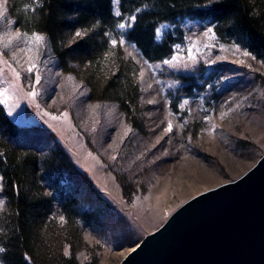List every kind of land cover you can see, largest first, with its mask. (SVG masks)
I'll use <instances>...</instances> for the list:
<instances>
[{"label":"rangeland","instance_id":"374dc122","mask_svg":"<svg viewBox=\"0 0 264 264\" xmlns=\"http://www.w3.org/2000/svg\"><path fill=\"white\" fill-rule=\"evenodd\" d=\"M113 10L119 14L118 0ZM0 13V91L7 89L0 100L7 115L51 134L101 198L90 196L104 211L80 225L78 264H118L179 205L237 179L264 154V59L220 39L210 19L159 24L158 41L183 30L160 61L146 60L121 38L124 55L139 69L133 125L116 101L93 99L81 78L61 68L46 35L16 25L9 0H0ZM0 201L1 211V175Z\"/></svg>","mask_w":264,"mask_h":264},{"label":"trees","instance_id":"16d2710c","mask_svg":"<svg viewBox=\"0 0 264 264\" xmlns=\"http://www.w3.org/2000/svg\"><path fill=\"white\" fill-rule=\"evenodd\" d=\"M118 8L117 15L113 0H9L16 25L46 35L61 68L81 78L93 99L116 101L133 125L139 69L124 55L122 37L146 60L160 61L174 52L183 30L176 27L158 41L159 24L183 17L210 19L220 39L264 59L260 0H118ZM122 23L126 27H118ZM177 99L171 97L174 110ZM48 134L17 124L0 103L1 264H78L80 225L97 221L104 211L90 199L101 201L89 180Z\"/></svg>","mask_w":264,"mask_h":264},{"label":"water","instance_id":"95a60500","mask_svg":"<svg viewBox=\"0 0 264 264\" xmlns=\"http://www.w3.org/2000/svg\"><path fill=\"white\" fill-rule=\"evenodd\" d=\"M118 264H264V154L179 205Z\"/></svg>","mask_w":264,"mask_h":264},{"label":"snow or ice","instance_id":"6c2138e0","mask_svg":"<svg viewBox=\"0 0 264 264\" xmlns=\"http://www.w3.org/2000/svg\"><path fill=\"white\" fill-rule=\"evenodd\" d=\"M136 11L138 12V11H140V9H137ZM0 15H2V13H0ZM131 19H132V20H135V19H136L135 15H133V16L131 17ZM127 26H128V27H131L130 24L127 25ZM118 27H120V28H124V27H126V25L122 23V24L118 25ZM157 31H159V29H157ZM209 31H211V30L209 29ZM79 35H80V34L77 33V36H79ZM35 39H36L37 41H39V40L42 39V38H41L40 36H36ZM113 43L115 44L116 42L113 41ZM120 43L123 44L124 41L121 40ZM245 55H249V53L245 52ZM173 59H176V58L173 57ZM163 63H164V64H171V61H169V60H165V61H163ZM34 67H35V65L30 66V67L27 69V71H28V72H32L33 69H34ZM19 75H20L19 73H16V76H17V77H19ZM36 80H37V82H39V77H37ZM6 92H7V89H4L3 91H0V96L4 95ZM31 95L35 96V95H36L35 91H33V92L31 93ZM4 102H5L4 100H0V103H4ZM185 103H186V102H185ZM171 129H172V125H171V123H169V127H168L167 130H168V131H171ZM0 203H2V201H0ZM61 219H63V218H61Z\"/></svg>","mask_w":264,"mask_h":264}]
</instances>
